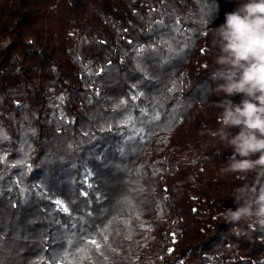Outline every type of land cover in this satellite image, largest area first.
Segmentation results:
<instances>
[{
  "label": "trees",
  "instance_id": "1",
  "mask_svg": "<svg viewBox=\"0 0 264 264\" xmlns=\"http://www.w3.org/2000/svg\"><path fill=\"white\" fill-rule=\"evenodd\" d=\"M235 6L0 0V264H264L220 216L244 181L211 135V28Z\"/></svg>",
  "mask_w": 264,
  "mask_h": 264
},
{
  "label": "clouds",
  "instance_id": "2",
  "mask_svg": "<svg viewBox=\"0 0 264 264\" xmlns=\"http://www.w3.org/2000/svg\"><path fill=\"white\" fill-rule=\"evenodd\" d=\"M211 34L216 51L210 78L222 81L216 90L224 94L215 102L218 127L211 135L231 150L225 171L244 181L231 193L235 208L220 216L264 232V0H236Z\"/></svg>",
  "mask_w": 264,
  "mask_h": 264
},
{
  "label": "snow or ice",
  "instance_id": "3",
  "mask_svg": "<svg viewBox=\"0 0 264 264\" xmlns=\"http://www.w3.org/2000/svg\"><path fill=\"white\" fill-rule=\"evenodd\" d=\"M90 243H92V244H95L96 243V241L95 240H92V241H90ZM82 251V250H81ZM87 257H85V259H86ZM65 264H74V261H72V260H68V261H65Z\"/></svg>",
  "mask_w": 264,
  "mask_h": 264
},
{
  "label": "rangeland",
  "instance_id": "4",
  "mask_svg": "<svg viewBox=\"0 0 264 264\" xmlns=\"http://www.w3.org/2000/svg\"><path fill=\"white\" fill-rule=\"evenodd\" d=\"M3 44H6V41H3ZM56 262H61V263L63 264V262L60 261V260H58V261H56ZM56 262H54V263H56ZM54 263H53V264H54Z\"/></svg>",
  "mask_w": 264,
  "mask_h": 264
},
{
  "label": "built area",
  "instance_id": "5",
  "mask_svg": "<svg viewBox=\"0 0 264 264\" xmlns=\"http://www.w3.org/2000/svg\"><path fill=\"white\" fill-rule=\"evenodd\" d=\"M54 264H62L61 262H56V263H54Z\"/></svg>",
  "mask_w": 264,
  "mask_h": 264
}]
</instances>
